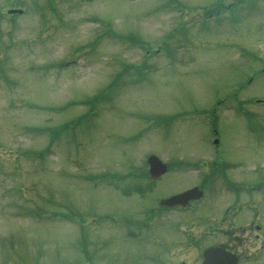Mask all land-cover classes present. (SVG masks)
<instances>
[{
    "label": "rangeland",
    "instance_id": "1",
    "mask_svg": "<svg viewBox=\"0 0 264 264\" xmlns=\"http://www.w3.org/2000/svg\"><path fill=\"white\" fill-rule=\"evenodd\" d=\"M222 1L227 14L169 25L183 7L189 17ZM230 1L55 0L52 9L53 0H0V264H139L140 257L158 264L147 260L146 245L135 247L143 243L140 235L118 232L116 222L126 219L119 215L140 206L122 198L118 181L129 183L128 170L148 153L205 159L213 116L221 114L218 155L243 161L241 175H263L252 171L264 159L263 124L250 116L258 130L245 141V118L225 111L229 100L217 101L251 77L242 96L263 98L257 109L264 108V0L236 2L228 12ZM11 7L24 9L14 23L5 13ZM175 27L186 30L167 42L168 57L161 40ZM103 29L138 35L119 40ZM135 36L153 47L148 57ZM231 40L252 50L232 47ZM137 65L143 68L130 72ZM33 126L61 128L53 138ZM44 147L49 151L36 160ZM217 184L208 198L216 203L217 195L223 207L228 192Z\"/></svg>",
    "mask_w": 264,
    "mask_h": 264
},
{
    "label": "flooded vegetation",
    "instance_id": "2",
    "mask_svg": "<svg viewBox=\"0 0 264 264\" xmlns=\"http://www.w3.org/2000/svg\"><path fill=\"white\" fill-rule=\"evenodd\" d=\"M208 168V166H203V163H198L197 166V177L199 175V180L200 183L198 184V179L195 185L199 186L200 188H204L205 185L209 182L210 180V176H211V172L207 171L205 173V176L203 175V173L201 172V168ZM220 169V167H215V172ZM264 184V179L263 182ZM244 185L246 186V191L249 192V187L251 186L250 181H245ZM249 200V198H248ZM246 210L245 205L244 204H240L237 207H235L234 205H230L228 207H226V215L228 216L230 214L231 218L228 219V226H227V230L225 231L226 234V245H223L226 247V249L234 252L235 254H237L238 259H240L239 256H241V252L244 251L247 252L249 247H250V241H251V229H256L259 232L263 233L262 231V226L261 224H259V217L257 216V214L253 215V219L249 216H246L245 218H243V220H237L234 221L233 217L236 218V216H239V212L241 210ZM166 216L168 218H180V219H169L168 223H170L171 225L174 226H178V224H183L186 228L190 227V226H194L196 231L194 233V236L191 238H189L188 240H186L184 238L183 240V248L180 249V251L183 252V254H188L190 256H192L195 261L198 263V200L195 201H190L186 206L182 207L180 205H174L171 206L169 209H166ZM195 213L194 220H190L191 218H187L191 216V213ZM262 220H264V215L262 216ZM226 220L225 218H223V220L221 221V227H225L224 223ZM221 227H214V229H221ZM237 227V228H236ZM183 236L188 237L189 236V229H186L183 231ZM255 237L258 238V240L260 241L261 239L264 240V238L261 235H258L257 233H255ZM221 243V242H220ZM217 244V243H215ZM170 245V242H169ZM176 245L173 246H169L168 250L173 251L175 249ZM264 244L262 243L260 245V248H263ZM172 253V252H169ZM184 263V262H183Z\"/></svg>",
    "mask_w": 264,
    "mask_h": 264
},
{
    "label": "water",
    "instance_id": "3",
    "mask_svg": "<svg viewBox=\"0 0 264 264\" xmlns=\"http://www.w3.org/2000/svg\"><path fill=\"white\" fill-rule=\"evenodd\" d=\"M205 256H206V254H205ZM210 257H212V256H210ZM204 264H212V263H211V260L208 259V260H205Z\"/></svg>",
    "mask_w": 264,
    "mask_h": 264
}]
</instances>
